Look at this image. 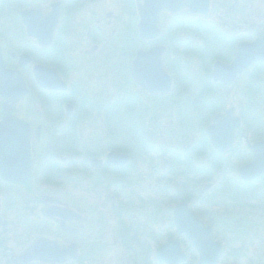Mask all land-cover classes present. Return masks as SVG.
I'll return each instance as SVG.
<instances>
[{
    "label": "flooded vegetation",
    "instance_id": "1",
    "mask_svg": "<svg viewBox=\"0 0 264 264\" xmlns=\"http://www.w3.org/2000/svg\"><path fill=\"white\" fill-rule=\"evenodd\" d=\"M138 7L139 0H0V264H150L155 198L171 200L161 207L171 210V222L155 221L166 231L157 247L170 237L187 243L176 233L180 203L216 233L200 207L212 187L204 157L213 166L228 158L234 167L224 173L239 175L247 188L258 183L264 199V61L233 80L214 76L217 64L233 65L240 45L264 38V0H211L207 15L163 14L151 41L140 36ZM157 46L165 47L164 78L150 68L158 59L139 72L152 87H167L149 91L133 78V64ZM91 57L109 63L96 67ZM193 58L198 77L190 79ZM97 68L112 79L101 99L89 88L100 85ZM140 94L166 99L170 114L161 130L173 132L180 122L189 142L159 132L155 138V123L134 113ZM189 95L193 123L180 107ZM124 114L143 133L135 149L115 141ZM256 161L245 181L240 168ZM260 228L264 240V223ZM42 240L52 241L46 249L55 256L35 250Z\"/></svg>",
    "mask_w": 264,
    "mask_h": 264
},
{
    "label": "rangeland",
    "instance_id": "2",
    "mask_svg": "<svg viewBox=\"0 0 264 264\" xmlns=\"http://www.w3.org/2000/svg\"><path fill=\"white\" fill-rule=\"evenodd\" d=\"M205 27H207V25H204V28ZM203 31L206 32L205 29ZM206 33L208 34L207 38L209 39L207 42L210 43L212 39L209 35L211 33ZM141 43L142 42L140 41L139 45H141ZM188 46H190V43H188ZM94 58L95 57L89 58L87 63L92 65H96L97 63L101 62L109 63V57H100L99 59ZM196 61V58H193L194 66H192L194 74H192L191 71L187 72V75L190 77V79L192 77H198V66ZM98 69L101 70V68H97V72L99 74L96 73V77L99 78L100 93L98 91L99 87H96L94 84L89 85V88L99 97V99H101L104 95H106V93L108 95L111 93L112 90L110 83H112V79L109 80L107 74H104L103 71H98ZM122 84H124L127 89H131L130 86H127V83L123 82ZM192 95L187 96L188 100L185 99L180 101V107H182L181 109L185 110V114H187V118H189L190 123L194 122V118L197 114L193 109V105L191 104L192 102L194 103V97H191ZM139 96V108L135 106L134 113L138 114L139 112H142V114L146 116L145 120L148 122L149 126L150 121L155 123V138H158L159 132L161 133L160 138L165 137L167 138V141L173 143L189 142V133L185 138L183 135L185 131L182 132L183 128L180 125V122L179 124L176 123L173 132L167 130L166 127L164 130H161L164 128V120L166 117L168 118L170 114L168 108L170 103L166 102V99L164 102H160L157 98H153L150 101V96L144 94H140ZM86 132H88V130H86ZM142 136L143 133H137L132 128V117L130 115L124 114L122 128L118 130L117 135L115 136V141L117 139L118 145L127 149H135L140 145L139 143L142 142ZM65 137L67 138L68 142L72 139V135ZM143 153H145L144 155L147 156L141 157L145 158L146 160L150 159L148 152ZM205 160L206 157L200 161V165L205 171V175L208 177L206 182L210 181L212 183V187L204 195V197H207V199L205 201V198L203 199L200 207L206 211V213L211 215H209L211 217L209 220H211L213 217L214 223L216 225V239L222 243L221 244L218 241L221 245H223L222 255L218 264H264V240L261 239L260 231V225L264 223V220L262 219V215L264 214L262 211V208L264 207V199H262V194H259L260 188L258 183H255L252 187L247 188L238 184V181L240 180V178L238 179L239 175L235 176L232 172L228 175L224 173L225 171H229L234 167L233 166L229 168L228 158L225 162H221L218 166H213L212 161H209L207 164ZM217 169H219V174ZM138 183H141V180H138ZM246 191H255L257 195H245ZM153 202L154 206L156 207L154 210L150 208V264H156L155 250L158 245L156 243H160L166 234V231H158L156 229L155 221H162L163 223L168 222L169 220L171 222V210L166 208H163L162 210L161 208L167 206L171 200H161L160 198H155ZM151 204L152 202L150 200V207ZM152 210L157 215L152 214ZM188 245L189 244H184L186 249L184 250L188 252L189 256L188 264H198L196 263V254L191 248H187ZM152 254L153 256H151Z\"/></svg>",
    "mask_w": 264,
    "mask_h": 264
},
{
    "label": "water",
    "instance_id": "3",
    "mask_svg": "<svg viewBox=\"0 0 264 264\" xmlns=\"http://www.w3.org/2000/svg\"><path fill=\"white\" fill-rule=\"evenodd\" d=\"M139 0V32L146 40L157 38L161 34L160 19L164 12L178 13L181 10L189 9L194 14L206 15L210 9L211 0ZM34 31L36 29L34 26ZM38 35V34H37ZM165 53V47L157 46L154 49L138 53L140 60L137 58L133 64V77L137 80L143 88L150 91V89L166 88L167 85H160L152 87L150 80L146 76L140 75L139 68L146 64L147 60L158 59L159 62H154L151 69L162 72L160 78H164L165 64L162 60V55ZM137 55V56H138ZM264 61V38L257 40L250 44H242L237 48L236 60L231 66L217 64L214 70L216 79L233 80L234 76L241 72L245 67L254 61ZM150 68L143 70L150 72ZM14 74L13 72H10ZM231 75V78H230ZM163 93V92H161ZM118 155H112V157ZM259 166V161H256L248 166L241 168V174L245 177L250 172L254 173ZM253 171V172H252ZM248 178L250 177L247 176ZM176 224L180 233L186 234L191 240L192 244L200 253V264H215L218 257L221 256L222 246L216 242L213 237V231L209 227H205L203 223L191 212L186 205H178L176 208ZM158 257L162 262L169 264H180L186 259L182 252L180 243L170 239L164 246L158 249Z\"/></svg>",
    "mask_w": 264,
    "mask_h": 264
},
{
    "label": "bare ground",
    "instance_id": "4",
    "mask_svg": "<svg viewBox=\"0 0 264 264\" xmlns=\"http://www.w3.org/2000/svg\"><path fill=\"white\" fill-rule=\"evenodd\" d=\"M210 9H211V6H210ZM209 9V10H210ZM209 10L207 11V13H206V15L208 14V12H209ZM166 13H168V12H164L163 14H166ZM163 14H162V16H163ZM168 14H171V13H168ZM162 16H161V19H162ZM161 19H160V23H161ZM140 33V32H139ZM140 36H141V34H140ZM142 37V36H141ZM159 37V36H158ZM157 37V38H158ZM157 38H154V39H151V40H156ZM142 39H144L143 37H142ZM145 41H151V40H146V39H144ZM150 51V50H149ZM137 60L139 61L140 60V55H138L137 56ZM12 76H14V77H12V79H14L15 81H16V78H17V80H18V82H20L21 81V79L19 78L20 77V74L18 73V74H16V73H14V74H12ZM20 80V81H19ZM1 93V92H0ZM242 178L245 180V181H247V179L248 180H250L251 178H246V177H244V176H242ZM245 195H248V196H256L257 195V193L255 192V191H246L245 192ZM52 241H48V240H42L39 244H37L36 245V251H38V252H42V251H44V254L43 255H46V254H48L49 252H52L53 254H54V256L56 255L53 251H51V250H49V249H46V248H49V247H53V244L51 243ZM55 247V246H54ZM53 247V248H54ZM73 252V250H70V249H68L67 251H65V253L67 254V253H72ZM220 258H221V256H219L218 257V261L215 263V264H218L219 263V261H220ZM188 259L189 258H187V261H188ZM186 260V259H185Z\"/></svg>",
    "mask_w": 264,
    "mask_h": 264
}]
</instances>
